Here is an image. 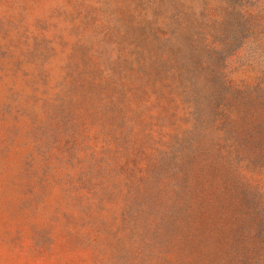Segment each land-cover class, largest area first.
Wrapping results in <instances>:
<instances>
[{"label":"rangeland","instance_id":"obj_1","mask_svg":"<svg viewBox=\"0 0 264 264\" xmlns=\"http://www.w3.org/2000/svg\"><path fill=\"white\" fill-rule=\"evenodd\" d=\"M0 264H264V0H0Z\"/></svg>","mask_w":264,"mask_h":264}]
</instances>
